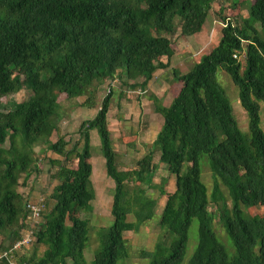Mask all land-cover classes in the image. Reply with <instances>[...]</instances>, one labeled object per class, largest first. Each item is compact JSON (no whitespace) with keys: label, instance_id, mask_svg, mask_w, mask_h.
Returning a JSON list of instances; mask_svg holds the SVG:
<instances>
[{"label":"trees","instance_id":"1","mask_svg":"<svg viewBox=\"0 0 264 264\" xmlns=\"http://www.w3.org/2000/svg\"><path fill=\"white\" fill-rule=\"evenodd\" d=\"M214 1L0 0V96L22 88L30 91L26 100L0 110V252L29 228L25 203L34 198L17 191L18 179L23 184L31 172H39L32 146L42 144L62 161H50L57 165L51 205L47 208L42 198L39 221L31 227L32 242L26 252H15L16 263L85 264L88 228L79 213L90 211L94 199L89 180V131L94 129L113 190L112 222L99 232L92 264H121L127 257L123 234L136 231L154 214L156 199L147 194L151 188L165 195L158 224L173 239L167 249L157 242L152 251H142L141 256L150 257L148 264H180L193 218L197 241L186 264H264V216H247L240 207L264 208V132L258 125L257 103L264 106V0H249L246 16L238 22L237 14L232 21L217 14L221 19L217 44L187 72L171 70L177 89L167 105L148 95L162 121L133 169H118L116 163L107 128L110 88L98 104L87 94L93 82L121 76L131 82L128 87L143 90L153 72L165 68L173 54L171 41L160 33L174 32L175 17L181 36L198 32ZM217 67L237 88L247 133L239 130L226 94L215 80ZM60 95L85 96L80 105L96 109L78 126L80 147L75 141L65 148L68 141L59 135L49 139L57 131ZM5 141L7 147L2 146ZM154 153L174 177L170 193L163 188L164 179L152 184ZM201 155L213 178L210 195L200 179ZM71 156L76 159L74 168L63 163ZM209 204L213 211L208 210ZM127 214L134 220L127 221ZM214 214L231 242L230 257L213 231ZM39 246L43 247L40 255ZM0 264H7L4 258Z\"/></svg>","mask_w":264,"mask_h":264},{"label":"rangeland","instance_id":"2","mask_svg":"<svg viewBox=\"0 0 264 264\" xmlns=\"http://www.w3.org/2000/svg\"><path fill=\"white\" fill-rule=\"evenodd\" d=\"M237 1H239L237 4H233L232 0H215L211 4V8L200 30L192 35L181 36L179 34V20L175 17L174 32L169 35L163 32L160 33V35L168 37L171 41L173 54L169 57L165 68H158L153 72L143 90L139 89L138 86L128 87L131 82L122 76L119 78L114 77L99 84L93 82V86L89 87L87 94H90L91 102L94 101L96 104L110 88L112 95L107 111V128L111 133L112 148L117 154L116 163L118 169H133L135 161L147 152L148 145L160 128L162 118L159 114L153 112V106L148 95L157 96L163 105L169 103L177 89V85L173 83L171 70L175 69L180 74L187 72L194 63L199 61L201 56L207 54L217 44L221 28L219 16L226 17L232 21L233 16L237 14L236 22L240 21V17L246 16L249 0ZM218 13L219 16L217 15ZM256 29L258 30L257 25ZM262 37L264 38V35ZM161 61H165V57H162ZM239 61L240 66H243L242 58ZM215 80L226 94L239 130L247 133V116L239 104L236 86L220 67L215 70ZM29 95L30 91L22 88L15 93L0 96V110H3L4 107H10L15 102L26 100ZM84 98L85 96L76 99H66L64 95L58 97L59 120L57 122V131H52L49 138L50 141H54L59 135L68 141L65 148H68L75 141L79 142L78 147H80L78 126L81 121L91 118L96 111L94 106L80 105ZM257 103L258 125L264 132V106L260 101H257ZM7 145L8 143L5 141L2 146L7 147ZM32 150L37 155V159H39L36 161L39 172H31L23 184L21 183L22 179L19 178L17 191L23 196L34 199L38 196L42 197L48 208L52 201L49 195L57 182L52 177L57 165H51L50 161L53 159L62 161V158L46 149L42 144L32 146ZM89 151L91 156L89 180L94 191V199L90 201V211L82 210L79 213L80 218L86 220L88 228L87 241L83 249L85 264H92L93 255L99 248L98 236L101 228L109 226L112 222L109 208L113 181L105 174L104 161L99 150V140L94 129L89 131ZM152 161L156 164L152 184L159 185L164 179V190L167 193L172 192L174 189L173 175L167 173L165 166L157 161V153H154ZM63 163L74 168L76 159L71 156L69 161H63ZM198 165L200 179L206 187L207 194L210 195L213 187V178L204 155L200 156ZM220 191L226 202L229 203L226 192L221 185ZM147 194L156 199L154 214L150 219L142 222L136 231H127L123 234L128 255L121 261V264H148L150 257H143L140 253L142 251H152L157 242L161 244L162 250L167 249L173 239V234L158 224L159 213L163 206L165 195H160L155 188L148 189ZM240 207L247 216H264L263 207ZM213 209L214 206L209 204L208 210L213 211ZM126 220L133 221L132 214H127ZM212 228L217 240L223 245L226 255L230 257L233 253L231 242L215 214L212 219ZM196 241L197 220L193 218L188 228L187 241L180 264L187 263L195 248ZM42 249L43 247L39 246L37 254L40 255ZM27 250L24 249L23 252Z\"/></svg>","mask_w":264,"mask_h":264},{"label":"built area","instance_id":"3","mask_svg":"<svg viewBox=\"0 0 264 264\" xmlns=\"http://www.w3.org/2000/svg\"><path fill=\"white\" fill-rule=\"evenodd\" d=\"M42 206V197L40 196L36 197L34 200H28L25 203V209L27 210L25 223L29 225V228H26L21 232V237L15 241L10 248L0 252V260L4 258L7 264H17L15 252H23V250L27 249L32 242L33 232L31 227L38 223L43 208ZM18 264L26 263L21 261Z\"/></svg>","mask_w":264,"mask_h":264}]
</instances>
